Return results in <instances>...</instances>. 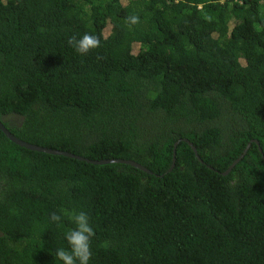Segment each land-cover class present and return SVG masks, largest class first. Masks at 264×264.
<instances>
[{"label":"trees","instance_id":"1","mask_svg":"<svg viewBox=\"0 0 264 264\" xmlns=\"http://www.w3.org/2000/svg\"><path fill=\"white\" fill-rule=\"evenodd\" d=\"M0 120L153 172L0 129V264H63L73 210L89 264H264V0H0Z\"/></svg>","mask_w":264,"mask_h":264},{"label":"clouds","instance_id":"2","mask_svg":"<svg viewBox=\"0 0 264 264\" xmlns=\"http://www.w3.org/2000/svg\"><path fill=\"white\" fill-rule=\"evenodd\" d=\"M127 22L130 25L139 23L137 15L127 17ZM69 46L73 47L76 52L81 55L88 54L92 49L100 47V37L85 33L79 39L73 35L68 39ZM103 59V57H98ZM65 215L75 225L66 234L65 238L68 241L69 249L58 248L55 252V258L63 262V264H89L92 258L91 243L96 236L94 228L89 223L87 213L80 211L72 212L65 211ZM50 219L55 222L61 221V216L57 213H52Z\"/></svg>","mask_w":264,"mask_h":264},{"label":"water","instance_id":"3","mask_svg":"<svg viewBox=\"0 0 264 264\" xmlns=\"http://www.w3.org/2000/svg\"><path fill=\"white\" fill-rule=\"evenodd\" d=\"M0 129L5 133V135L10 140H12L13 142L17 143L18 145H20L22 147H25V148H28V149H31V150H35V151H39V152H46V153L55 154V155L67 156V157H70V158L86 161L88 163H93V164L124 163V164H128V165L134 166L136 168H139V169H141V170H143L145 172L153 173L148 167H146L145 165H143V164H141V163H139V162H137L135 160H132V159H124V158L101 159V160L91 159V158H87L85 156H82V155H79V154H75V153H72V152H69V151H66V150L54 149V148L40 146V145H37V144L26 142V141L22 140L21 138L17 137L16 135H14L9 130V128H7L3 124V122L1 120H0ZM184 140L186 142H188L192 146L193 150L196 153V156L200 160L201 158L197 154V148L194 146V144L191 143L187 139H184ZM254 141H256V143L259 145V141L258 140H254ZM179 143H180V141L175 143L174 155H176V153H177L176 149H177V146L179 145ZM252 143H253V141L249 142V144L247 145L246 149L244 150V152L240 156V158L238 160L234 161L233 164L229 167V169L224 174H227V173H229L232 170V168L235 166V164L240 161V159L245 155V153H247V151H248V149H249V147L251 146ZM175 163H176V158L174 157L173 163H172L171 168H170V171H172L173 168L175 167Z\"/></svg>","mask_w":264,"mask_h":264},{"label":"flooded vegetation","instance_id":"4","mask_svg":"<svg viewBox=\"0 0 264 264\" xmlns=\"http://www.w3.org/2000/svg\"><path fill=\"white\" fill-rule=\"evenodd\" d=\"M5 121L9 123L10 125H14L19 122V118L16 115H8L5 116ZM0 235H2V232L0 230Z\"/></svg>","mask_w":264,"mask_h":264}]
</instances>
